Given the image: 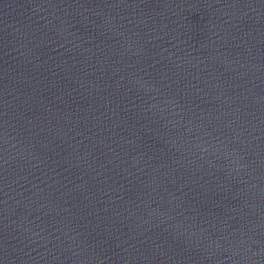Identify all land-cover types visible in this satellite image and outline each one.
<instances>
[{"label": "water", "instance_id": "1", "mask_svg": "<svg viewBox=\"0 0 264 264\" xmlns=\"http://www.w3.org/2000/svg\"><path fill=\"white\" fill-rule=\"evenodd\" d=\"M0 264H264V0H0Z\"/></svg>", "mask_w": 264, "mask_h": 264}]
</instances>
